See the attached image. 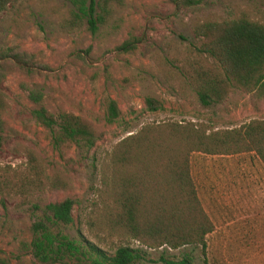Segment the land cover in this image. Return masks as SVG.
I'll return each mask as SVG.
<instances>
[{"label": "rangeland", "instance_id": "374dc122", "mask_svg": "<svg viewBox=\"0 0 264 264\" xmlns=\"http://www.w3.org/2000/svg\"><path fill=\"white\" fill-rule=\"evenodd\" d=\"M67 8L66 0H20L0 12V48L15 46L36 63L33 72L16 68L0 84L8 103L5 119L13 130L0 145V164H21L32 151L49 176L67 183L36 193L22 207L14 199L0 202V257L10 264H58L35 260L22 245L30 239L29 226L40 208L49 202L74 201L73 223L63 227L69 235L80 232L90 238L103 232L98 219L101 162L117 142L143 125L192 121L216 130L264 119V92L234 88L223 102L205 108L178 69L181 52L195 41V23L240 15L264 21V0H204L193 7L172 0H125L95 33L85 27L62 30L59 23ZM29 89L42 93L48 111H71L91 121L99 134L94 146L83 151L54 145L31 114L38 104L28 96ZM148 97L161 108L148 110ZM106 99L119 109L113 123L105 120ZM189 161L198 197L214 224L206 241L207 261L264 264V167L258 158L251 152H193ZM130 245L145 250L141 264H164L162 257L204 263L200 246Z\"/></svg>", "mask_w": 264, "mask_h": 264}, {"label": "trees", "instance_id": "16d2710c", "mask_svg": "<svg viewBox=\"0 0 264 264\" xmlns=\"http://www.w3.org/2000/svg\"><path fill=\"white\" fill-rule=\"evenodd\" d=\"M20 0H0V12ZM68 8L60 20L65 32L85 27L91 33L105 25L125 0H66ZM177 6L193 7L204 0H172ZM195 41L183 52L179 70L192 87L202 107L223 102L234 88L264 92V21L240 15L225 19L205 18L193 27ZM31 54L15 46L0 48V84L7 74L20 69L34 71ZM28 96L38 105L34 119L48 130L54 145L90 150L99 134L92 122L71 111H48L39 90ZM148 110L161 104L146 98ZM6 95L0 87V145L13 131L5 116ZM119 116L114 100L105 101V120ZM253 153L264 167V119H251L233 128L216 129L192 121L145 124L119 142L100 165L101 191L98 219L103 232L90 238L80 232L69 235L63 227L73 223L71 198L49 202L40 208L29 226L30 239L23 248L42 263L141 264L146 252L133 248L135 241L147 249L165 246L178 249L200 246L207 261V236L214 224L197 194L189 156ZM21 164H0V202L14 199L22 207L47 188H65L58 175L49 176L39 157L27 151ZM36 207V206H34ZM37 209V207H36ZM117 238L115 242L113 238ZM164 264H191L188 257ZM0 264H10L0 257ZM30 264V263H25Z\"/></svg>", "mask_w": 264, "mask_h": 264}]
</instances>
